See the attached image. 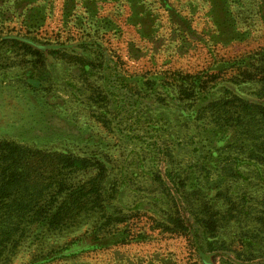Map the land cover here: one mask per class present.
<instances>
[{"label": "rangeland", "instance_id": "obj_1", "mask_svg": "<svg viewBox=\"0 0 264 264\" xmlns=\"http://www.w3.org/2000/svg\"><path fill=\"white\" fill-rule=\"evenodd\" d=\"M233 96L264 106V0H0V142L47 177L64 152L108 170L60 226L12 225L0 264H264V115L223 132L195 102Z\"/></svg>", "mask_w": 264, "mask_h": 264}, {"label": "trees", "instance_id": "obj_2", "mask_svg": "<svg viewBox=\"0 0 264 264\" xmlns=\"http://www.w3.org/2000/svg\"><path fill=\"white\" fill-rule=\"evenodd\" d=\"M198 82L200 87H204L203 81ZM195 87L193 85L184 87L183 96L192 98ZM93 96L97 99L96 95ZM223 100L222 102H209L208 99L203 98L199 102L195 101L199 109L215 106L214 124L223 132L230 128H241L246 115L251 117L253 124H256L258 120L257 115L259 118V111L264 115V106L261 104H251L239 96L227 97ZM97 118L105 122V116L102 114ZM259 130L261 131L259 136L253 139L259 143L253 145L252 154L264 159V127L260 126ZM36 159L39 164H35ZM44 159L43 153H36L11 142H0L1 241L11 237L12 231L15 230L12 225H16L19 221L20 223L39 221L44 222V225L56 227L78 214L86 205L97 203V197L101 195L103 187L102 182L108 174L104 162L69 152L55 154V160L50 162L53 165L52 175L47 177L44 175L47 169V164L42 162ZM95 169V176L93 175L90 179L81 183L72 182L73 177L80 173H90ZM205 212L207 213V210ZM203 221L209 228L216 227L209 216L203 217ZM176 226L183 228L179 221Z\"/></svg>", "mask_w": 264, "mask_h": 264}]
</instances>
